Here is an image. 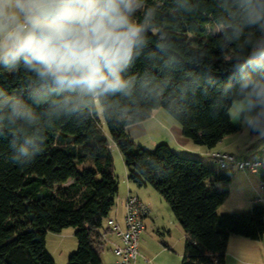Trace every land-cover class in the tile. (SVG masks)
I'll return each instance as SVG.
<instances>
[{"label":"clouds","instance_id":"clouds-1","mask_svg":"<svg viewBox=\"0 0 264 264\" xmlns=\"http://www.w3.org/2000/svg\"><path fill=\"white\" fill-rule=\"evenodd\" d=\"M205 3L172 0L189 16ZM212 7L209 31L232 72L223 83L195 70L202 53L177 56L158 0H0V75L23 73L26 81L21 90L0 87V138H8L11 159L31 163L61 119L112 106L125 112L138 100L167 105L180 123L210 101L213 114L224 111L240 125V139H264V0H212ZM138 61L144 68L134 73Z\"/></svg>","mask_w":264,"mask_h":264},{"label":"trees","instance_id":"trees-1","mask_svg":"<svg viewBox=\"0 0 264 264\" xmlns=\"http://www.w3.org/2000/svg\"><path fill=\"white\" fill-rule=\"evenodd\" d=\"M158 3L161 26H168L172 33L177 56L202 53L204 64L195 70H211L218 83L227 81L232 72L209 31L215 19L212 0L190 16L177 12L172 0ZM149 35L151 49L157 36ZM143 68V61H138L131 71ZM25 86L23 73L0 75V87L9 92ZM209 103L195 106L192 118L179 124L184 136L212 148L238 127L224 111L213 114ZM157 107L169 112L167 105L145 100L125 112L116 106L102 110L105 130L96 112L79 120L61 119L47 131L42 153L25 166L11 159L8 138H0V264H55L45 249V234L67 226L75 228L77 245L66 264L101 263L106 234L111 231L106 221L118 191L112 143L122 153L128 181L154 188L181 225L185 234L181 264H225L230 235L260 239L264 233V172L259 177L262 199L254 201L248 211L219 213L217 208L228 193L229 172L181 155L165 142L145 149L126 131L127 125Z\"/></svg>","mask_w":264,"mask_h":264},{"label":"rangeland","instance_id":"rangeland-1","mask_svg":"<svg viewBox=\"0 0 264 264\" xmlns=\"http://www.w3.org/2000/svg\"><path fill=\"white\" fill-rule=\"evenodd\" d=\"M100 123L105 130L102 110L96 112ZM238 128L225 134L216 146L208 148L205 145L194 143L189 137L182 134L181 126L177 119L173 117L163 107L153 109L145 118L130 123L126 126V131L135 144L145 149L152 150L160 142L170 143L177 147L181 155L192 156L200 159V155L186 146L196 147L198 150L208 152L219 149L233 153L237 159L262 160V166L255 171L240 169L236 166L223 168L230 173V181L226 183L228 193L223 202L218 206L219 213H230L234 211H248L254 201L260 200L263 189L260 183V175L264 172V139L242 140L239 138L240 125L231 122ZM233 141H235L233 143ZM221 142V143H220ZM189 144V145H186ZM184 148V149H183ZM225 149V150H224ZM113 157V172L118 180V191L116 198L126 196L128 193L136 195L139 188L136 183L128 181L126 178V168L122 153L115 145H111ZM211 158H213L211 156ZM213 167L218 168V164L213 160ZM148 188L141 186L143 198L148 199L149 214L146 217L145 228L138 240V255L135 264H181L184 250L185 234L181 225L176 220L169 204L150 185ZM130 189V190H129ZM146 199V200H147ZM75 228L67 226L59 232L47 231L45 234V249L53 257L55 264H66L68 255L75 250L77 242L75 238ZM106 240L104 249L101 252L100 264H117L116 256L113 253V243L117 241ZM119 242V241H118ZM225 264H264V233L260 239H250L240 235H230L225 251Z\"/></svg>","mask_w":264,"mask_h":264},{"label":"built area","instance_id":"built-area-1","mask_svg":"<svg viewBox=\"0 0 264 264\" xmlns=\"http://www.w3.org/2000/svg\"><path fill=\"white\" fill-rule=\"evenodd\" d=\"M211 156L222 169L236 166L240 169L255 171L263 165L262 160L257 157L237 159L233 153L227 151L214 149L211 151ZM148 212L149 208L145 202L137 195L128 193L124 198L123 225L121 226L115 218L107 219L108 227L119 237V242L113 243L112 246L117 264H135V258L138 255V240L144 227L143 218Z\"/></svg>","mask_w":264,"mask_h":264},{"label":"crops","instance_id":"crops-1","mask_svg":"<svg viewBox=\"0 0 264 264\" xmlns=\"http://www.w3.org/2000/svg\"><path fill=\"white\" fill-rule=\"evenodd\" d=\"M152 111V110H151ZM150 111V112H151ZM128 126V125H127ZM223 138V137H222ZM222 138L219 140V141H221L222 140ZM218 141V142H219ZM216 143L215 144V146L217 145V144H219V143ZM235 141H233V143H234ZM221 143V142H220ZM113 144V143H112ZM111 144V145H112ZM186 145H189V144H186ZM170 146H171V148H173L174 150H176L177 152H178V149L177 148H182V147H177V146H174V145H172L171 143H170ZM188 149H186L185 148V150H194L193 152H197L199 155H200V159L205 163V164H209V165H212V166H214L213 164H212V162H213V158H211V155H209L208 154V152H203L202 150H198L196 147H191V146H186ZM220 148H223V146H219V149H217V150H223V149H220ZM184 149V148H183ZM225 150V149H224ZM225 151H227V150H225ZM219 186L221 185V184H218ZM144 187H145V189L146 188H148V186L147 185H143ZM151 187V186H150ZM141 186L139 187V188H137L136 189V195L143 201V202H145L147 205L149 204L148 203V199L147 198H143V195H142V192H141ZM154 189V188H153ZM130 190V189H129ZM124 198H125V196H121L119 199H118V197L117 198H115V205L113 206V208L110 210V212H109V214H108V217H112V218H115L116 219V221L122 226L123 225V215H124ZM147 199V200H146ZM150 205V204H149ZM148 205V208L150 207ZM148 214H149V212H148ZM148 214L143 218V221L145 222V220H146V217L148 216ZM145 228V225H144V227H143V229ZM142 233H143V230L141 231V233H140V237H141V235H142ZM106 240H112L111 242H113V241H119V237L114 233V232H108L107 234H106ZM108 241V242H109ZM117 241V242H118Z\"/></svg>","mask_w":264,"mask_h":264}]
</instances>
